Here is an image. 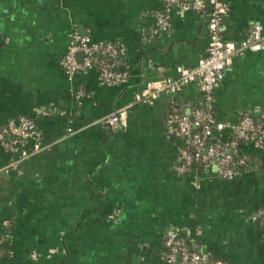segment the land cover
<instances>
[{
	"label": "crops",
	"instance_id": "obj_1",
	"mask_svg": "<svg viewBox=\"0 0 264 264\" xmlns=\"http://www.w3.org/2000/svg\"><path fill=\"white\" fill-rule=\"evenodd\" d=\"M222 2L224 41L264 29V0ZM163 10L161 0H0V125L24 117L40 134L19 162L0 148V264H165L169 232L222 264H264V227L251 221L264 211V149L236 143L249 168L231 181L206 167L178 174L167 120L173 105L201 107L198 87L133 104L149 82L196 65L209 42L205 13L171 8L163 32ZM75 33L120 47L126 82L104 86L95 70L66 78ZM123 108L127 125L112 133L103 121ZM212 114L228 127L212 142L228 152L243 116L264 122V46L233 59Z\"/></svg>",
	"mask_w": 264,
	"mask_h": 264
},
{
	"label": "built area",
	"instance_id": "obj_2",
	"mask_svg": "<svg viewBox=\"0 0 264 264\" xmlns=\"http://www.w3.org/2000/svg\"><path fill=\"white\" fill-rule=\"evenodd\" d=\"M161 2L164 10L154 18L157 30L168 31L167 11L171 8H178L182 12L205 13L209 42L204 55L196 65L178 68L173 78L149 82L135 96L133 104L146 105L161 95H173L184 85H196L203 99L201 107L190 114L184 113L183 109H172L167 120V135L177 139L179 143L175 170L178 174H184L197 167H206L213 170L217 178L231 181L249 168L247 157L240 156L234 151L236 143L252 144L264 149V127L252 117L243 116L234 128V138L229 152L228 149L214 144L212 140L228 128L227 125L217 123L213 117L214 90L234 58L261 51L264 46V29L261 25L255 24L243 42L229 43L224 41L221 35L223 20L228 13L222 0H161ZM101 55H106L110 64L99 68ZM60 65L69 80L77 75H85L91 70L97 71L104 86L124 84L128 77L125 69L120 70L124 65L120 47L111 43L94 44L90 39L76 33L71 35ZM103 124L112 133L121 131L127 125V108L112 112L104 119ZM39 139L40 134L24 117L0 125V148L18 157V162L26 158L27 152L24 148L29 140L35 141V151L40 149ZM251 221L264 227V211L255 213ZM163 244L165 264H222L211 260L207 255L190 251L176 233L169 232L164 237Z\"/></svg>",
	"mask_w": 264,
	"mask_h": 264
},
{
	"label": "trees",
	"instance_id": "obj_3",
	"mask_svg": "<svg viewBox=\"0 0 264 264\" xmlns=\"http://www.w3.org/2000/svg\"><path fill=\"white\" fill-rule=\"evenodd\" d=\"M99 60L101 61V63H100V66H99V68L100 67H102L103 65H109L110 64V62H109V58L106 56V55H101L100 56V58H99ZM124 66V65H123ZM124 69V67H122L120 70L122 71ZM172 109H178L176 106H172ZM259 122V121H258ZM259 123H261L262 125H263V127H264V122H259ZM184 243V245H186L185 244V242H183ZM186 247L190 250V251H195V250H193V249H191L190 247H188L187 245H186ZM195 252H197V251H195Z\"/></svg>",
	"mask_w": 264,
	"mask_h": 264
},
{
	"label": "water",
	"instance_id": "obj_4",
	"mask_svg": "<svg viewBox=\"0 0 264 264\" xmlns=\"http://www.w3.org/2000/svg\"><path fill=\"white\" fill-rule=\"evenodd\" d=\"M78 60H80V57H78Z\"/></svg>",
	"mask_w": 264,
	"mask_h": 264
}]
</instances>
